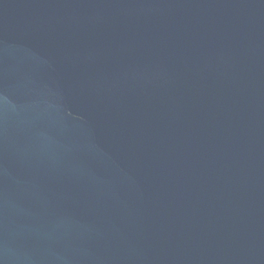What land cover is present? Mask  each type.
Returning <instances> with one entry per match:
<instances>
[{
  "label": "water",
  "instance_id": "95a60500",
  "mask_svg": "<svg viewBox=\"0 0 264 264\" xmlns=\"http://www.w3.org/2000/svg\"><path fill=\"white\" fill-rule=\"evenodd\" d=\"M0 264H264V0H0Z\"/></svg>",
  "mask_w": 264,
  "mask_h": 264
}]
</instances>
